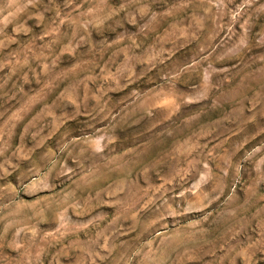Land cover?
I'll list each match as a JSON object with an SVG mask.
<instances>
[{
	"label": "rangeland",
	"instance_id": "374dc122",
	"mask_svg": "<svg viewBox=\"0 0 264 264\" xmlns=\"http://www.w3.org/2000/svg\"><path fill=\"white\" fill-rule=\"evenodd\" d=\"M0 264H264V0H0Z\"/></svg>",
	"mask_w": 264,
	"mask_h": 264
}]
</instances>
